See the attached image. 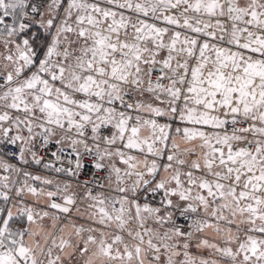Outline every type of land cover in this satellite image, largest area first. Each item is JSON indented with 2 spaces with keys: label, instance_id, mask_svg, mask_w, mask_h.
<instances>
[{
  "label": "snow or ice",
  "instance_id": "6c2138e0",
  "mask_svg": "<svg viewBox=\"0 0 264 264\" xmlns=\"http://www.w3.org/2000/svg\"><path fill=\"white\" fill-rule=\"evenodd\" d=\"M0 264H264V0H0Z\"/></svg>",
  "mask_w": 264,
  "mask_h": 264
},
{
  "label": "crops",
  "instance_id": "0c3cea01",
  "mask_svg": "<svg viewBox=\"0 0 264 264\" xmlns=\"http://www.w3.org/2000/svg\"><path fill=\"white\" fill-rule=\"evenodd\" d=\"M36 171L42 172V170H40V169H36ZM42 174H46V175H49V176H55V174H53V173H42Z\"/></svg>",
  "mask_w": 264,
  "mask_h": 264
},
{
  "label": "trees",
  "instance_id": "16d2710c",
  "mask_svg": "<svg viewBox=\"0 0 264 264\" xmlns=\"http://www.w3.org/2000/svg\"><path fill=\"white\" fill-rule=\"evenodd\" d=\"M33 31H37L40 34V36H41V40H43V33H41V31H39L35 27L33 28Z\"/></svg>",
  "mask_w": 264,
  "mask_h": 264
},
{
  "label": "built area",
  "instance_id": "2783aa9c",
  "mask_svg": "<svg viewBox=\"0 0 264 264\" xmlns=\"http://www.w3.org/2000/svg\"><path fill=\"white\" fill-rule=\"evenodd\" d=\"M39 31L42 32V30H39ZM86 175H87V174L85 173V177H82V178H86ZM178 223H180V224H184L185 222L181 219V220L178 221Z\"/></svg>",
  "mask_w": 264,
  "mask_h": 264
},
{
  "label": "rangeland",
  "instance_id": "374dc122",
  "mask_svg": "<svg viewBox=\"0 0 264 264\" xmlns=\"http://www.w3.org/2000/svg\"><path fill=\"white\" fill-rule=\"evenodd\" d=\"M34 32H37V31H34ZM42 33V32H41Z\"/></svg>",
  "mask_w": 264,
  "mask_h": 264
}]
</instances>
